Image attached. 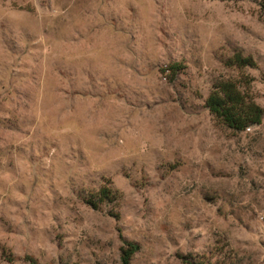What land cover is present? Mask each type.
I'll return each instance as SVG.
<instances>
[{
	"label": "rangeland",
	"instance_id": "374dc122",
	"mask_svg": "<svg viewBox=\"0 0 264 264\" xmlns=\"http://www.w3.org/2000/svg\"><path fill=\"white\" fill-rule=\"evenodd\" d=\"M230 78L264 108V0H0V264H264V122L205 106Z\"/></svg>",
	"mask_w": 264,
	"mask_h": 264
},
{
	"label": "trees",
	"instance_id": "16d2710c",
	"mask_svg": "<svg viewBox=\"0 0 264 264\" xmlns=\"http://www.w3.org/2000/svg\"><path fill=\"white\" fill-rule=\"evenodd\" d=\"M226 65L238 69L257 67V62L251 55L237 51L226 61ZM180 66L173 65L171 70L177 72ZM210 114L224 127L243 132L257 127L264 122V108L256 101L249 88L248 82L237 79H223L213 85V89L205 102ZM118 194L112 188L105 186L99 192L89 194L87 203L95 209L101 204L112 203ZM141 250V246L125 240L121 248V264H132L134 256ZM184 264H218L205 257L192 255L183 256ZM30 264H38L31 260Z\"/></svg>",
	"mask_w": 264,
	"mask_h": 264
}]
</instances>
